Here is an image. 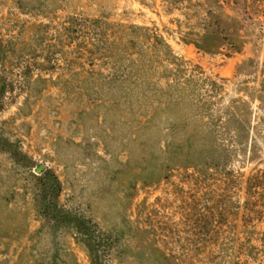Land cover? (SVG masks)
<instances>
[{
    "label": "rangeland",
    "instance_id": "1",
    "mask_svg": "<svg viewBox=\"0 0 264 264\" xmlns=\"http://www.w3.org/2000/svg\"><path fill=\"white\" fill-rule=\"evenodd\" d=\"M207 26L218 31L203 38ZM175 76L219 106L263 81L264 0H0V264H88L63 230L51 245L37 197L48 174L61 206L120 235L112 264H157L159 252L264 264V120L256 112L245 153L221 167L167 170L157 128H142L152 106L121 93Z\"/></svg>",
    "mask_w": 264,
    "mask_h": 264
},
{
    "label": "trees",
    "instance_id": "2",
    "mask_svg": "<svg viewBox=\"0 0 264 264\" xmlns=\"http://www.w3.org/2000/svg\"><path fill=\"white\" fill-rule=\"evenodd\" d=\"M17 2L22 10H26L28 7L35 8L38 0ZM235 23L236 20L232 24ZM235 29L238 45L234 48L239 50L245 40L243 34H240L241 28ZM217 31L216 27L207 26L202 37L212 36ZM165 46L169 47L166 43ZM198 47L206 51L211 49L210 44ZM247 62L255 61L248 59ZM4 87L0 83V96L4 93ZM198 88L197 80L192 77L181 80L175 76L172 82L167 83L165 89L156 88L152 91L148 89L143 93L128 89L121 93V97L130 105L144 102L146 109L152 106L153 110H150L149 114L147 112L144 114L142 128H147V132H150L151 128H157L156 149L161 158V166L167 170L177 166L197 169L203 166L221 167L228 157L245 153L251 131L255 128L253 118L256 112L261 116L260 121L264 120V80L253 86H238L236 96L225 106L218 105L219 99L217 100L214 94L201 95ZM255 101L258 102L256 110L253 108ZM163 111L171 114L172 118L166 117L160 125L155 120ZM145 138L149 141L151 136ZM262 173L264 179V170ZM45 179L41 183L37 197L39 210L52 229L50 233L54 230L66 232L86 253L88 264H112L114 245L120 235L103 229L89 215L61 206L58 203L60 182L57 176L48 174ZM52 237L53 233L50 242L54 247ZM52 257L59 259L58 253ZM157 258V264H171L163 253L159 252ZM53 262L64 264L59 260L57 263Z\"/></svg>",
    "mask_w": 264,
    "mask_h": 264
}]
</instances>
